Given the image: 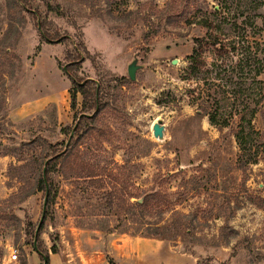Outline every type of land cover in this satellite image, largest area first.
I'll return each instance as SVG.
<instances>
[{"label": "rangeland", "instance_id": "rangeland-1", "mask_svg": "<svg viewBox=\"0 0 264 264\" xmlns=\"http://www.w3.org/2000/svg\"><path fill=\"white\" fill-rule=\"evenodd\" d=\"M262 61L264 0H0V264H264ZM75 79L104 105L77 146ZM44 141L67 161L35 244Z\"/></svg>", "mask_w": 264, "mask_h": 264}, {"label": "trees", "instance_id": "trees-1", "mask_svg": "<svg viewBox=\"0 0 264 264\" xmlns=\"http://www.w3.org/2000/svg\"><path fill=\"white\" fill-rule=\"evenodd\" d=\"M8 2L12 6L16 7V9L20 13L25 11L26 7L29 6V0H8ZM48 7H49V11L53 12L52 6L48 4ZM47 24L48 23H46V22L42 23V29H43L44 37L48 40H51L53 38H60L58 34H56L55 37H52V35L48 31V29L46 28ZM64 40H66V39L65 38L60 39L61 42ZM81 46L83 47L84 50H86L85 46L83 44ZM222 50L223 49H220L219 52L222 53ZM67 56L71 57L72 53L68 52ZM191 59H192L191 71H193V72L199 71L202 67L205 66V63L201 60H198L197 57L194 56ZM76 60H79V58ZM79 67L80 66H79L78 62L75 61V63H73L72 65H70V67H68V69H67L68 74H70L69 73L70 70H78ZM259 68H260L259 69V73H260V70H262L264 68L263 61L261 62ZM76 79L72 80L74 89L70 91L71 109L73 111H76L77 99H78V95L80 94L83 98L82 111H81L80 115H83V116L81 118H79L80 116H78L79 121L76 124V127L73 128V130H72L74 132V136L69 137V139H68L71 142V144L73 143L74 146H77L79 144V142L85 136V132L83 130L84 123H90V124L94 123L96 120V117L98 115V112H101L102 109L104 108V105L102 104V101H101L100 92H97L96 89L91 88V85H93L94 82H86V83L82 84L83 81H79ZM89 110L97 111V115L95 114L93 117H88V115H89L88 111ZM210 120L214 124L218 122L217 117H214V116H210ZM249 124H251V122H249ZM243 129L245 130L244 127H243ZM243 134L237 135V139H238V142L240 144L241 149H244L245 152H247V150H252L253 146L248 145L249 143L246 142V137H244L245 135H243ZM43 143L48 145L49 150L53 153L51 156L46 157V159L44 160L43 168L46 170H45V172H44L43 168L40 170L39 177L36 180V183L34 184L33 189L28 193L29 194L28 196L33 195L37 192H43L44 195L46 196L47 192H48V205L50 206L54 201V188L51 184L52 174L54 172H56L57 170H60L62 173L65 172L67 156H63V155H61L60 152L56 151V148L59 146L58 144L53 145V144L46 142V141H44ZM145 204H146V201L143 204H141L139 202H136V203L130 202L128 206H129V210H135L137 208H142ZM42 230H43V224H42L40 231H42ZM39 234H40V232H39ZM39 240H40V237L38 235L37 241H39ZM38 250H39L38 252L43 257V260H44V257H46L47 264H50L49 253L44 251L40 245L38 246ZM53 252L58 253V249H57L56 245L53 246Z\"/></svg>", "mask_w": 264, "mask_h": 264}, {"label": "water", "instance_id": "water-1", "mask_svg": "<svg viewBox=\"0 0 264 264\" xmlns=\"http://www.w3.org/2000/svg\"><path fill=\"white\" fill-rule=\"evenodd\" d=\"M136 67L135 65H131L129 67V76L132 80L135 79V75H136ZM83 115L80 116V118L82 117ZM88 117H93V115L89 116ZM164 126L161 125L160 123H156L153 127V132H154V136L156 138H159V139H162L164 137ZM53 145H56V143H51ZM46 170V169H45ZM143 200H140L139 202H142ZM47 205H48V192H47V195L45 197V201H44V209H43V214H42V217H41V220H40V223L38 225V228H37V231H36V235H35V244L37 243V237L39 235V232H40V229L42 227V224L44 223V220H45V217H46V211H47ZM44 264H47V259L46 257H44Z\"/></svg>", "mask_w": 264, "mask_h": 264}, {"label": "crops", "instance_id": "crops-1", "mask_svg": "<svg viewBox=\"0 0 264 264\" xmlns=\"http://www.w3.org/2000/svg\"><path fill=\"white\" fill-rule=\"evenodd\" d=\"M46 101H44V102H39V108H44V106L46 105ZM163 243H160V245H156L152 250H153V253H155V259L156 260H159V255H160V253L158 252V250L161 248V251H162V245ZM158 249V250H157ZM162 256H164V254H163V251H162ZM158 257V258H157ZM190 262H192V261H185V264H190Z\"/></svg>", "mask_w": 264, "mask_h": 264}, {"label": "built area", "instance_id": "built-area-1", "mask_svg": "<svg viewBox=\"0 0 264 264\" xmlns=\"http://www.w3.org/2000/svg\"><path fill=\"white\" fill-rule=\"evenodd\" d=\"M18 257H19V252H18V250L14 249L12 251L11 258H12L13 261H17L18 260Z\"/></svg>", "mask_w": 264, "mask_h": 264}]
</instances>
